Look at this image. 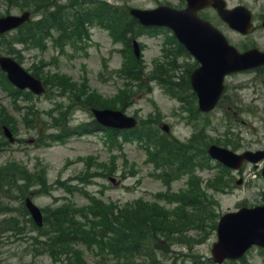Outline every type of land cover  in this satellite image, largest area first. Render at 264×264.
I'll return each mask as SVG.
<instances>
[{
  "label": "rangeland",
  "instance_id": "obj_1",
  "mask_svg": "<svg viewBox=\"0 0 264 264\" xmlns=\"http://www.w3.org/2000/svg\"><path fill=\"white\" fill-rule=\"evenodd\" d=\"M107 1L139 8L181 3L180 0ZM226 2L229 7L244 5L253 12L255 30L251 34L242 36L229 29L212 10H205L201 15L217 26L240 50L257 47L264 51V29L260 26L264 17V0ZM0 10L3 14L22 11L15 5L5 4H0ZM88 31L89 37L78 49L65 47L59 50L48 44L37 48L24 46L19 50L20 57L16 58L25 69L38 74L46 82L47 93L33 95L26 100L20 94L13 96L11 88L0 84V112L7 114L6 125L13 137L11 142L0 132V167L23 176L25 174L33 181L41 175L46 187L49 184L48 194L42 192L46 187H31L24 191V197L30 196L42 208L67 201L86 206L88 199L85 194L76 190L81 189L102 199L108 206L131 207L138 201L151 204L155 210L174 220L178 215L176 212L182 210L178 200L188 198L198 187L199 192H204L209 198L203 197V200L208 202L212 215L206 217L207 222L202 227L193 231L187 229V234L193 239L189 241L192 246L171 245V240H168L161 242L159 247L162 252L169 250L163 255L161 264H205L216 240L212 224L219 216L240 206L264 204L261 174L264 161L258 165L246 164L242 172L232 171L230 180L226 181L227 187L218 189L220 183L216 182L220 170L217 168L170 181L162 180L160 171L155 169L154 162L149 158L146 143L134 139L129 133L117 131L109 136L106 131L97 129L50 144L44 141L60 129L56 123L64 118V114L58 112L59 109H65L66 121L70 125L93 120L88 100L93 96L97 104L122 110L143 120L144 126L161 128L166 123L169 125L168 137L185 140L192 134L202 135L203 139L192 137L190 144L195 141L204 147L217 144L239 153L264 150V67L229 75L223 99L216 109L195 114L191 105L185 106L178 98L167 94L154 79H146L145 91L132 82L124 83L122 75L117 72L123 64L130 63L125 58L127 50L123 43L114 40L107 30L97 25L91 26ZM138 39L141 44L140 58L144 61L146 72L168 61L171 47L166 44V37L145 34ZM177 64L191 68L193 60L180 56ZM54 76L61 80L60 86L55 85ZM239 180L240 184L237 183ZM62 184L71 189L68 191L65 186L61 187ZM3 201L14 215L8 214L3 219L0 216V227L26 221V217L14 211L20 208V200ZM25 234L24 239L15 237L13 232H0V264H60L39 249L40 244L31 237L34 233L25 231ZM83 251H77L72 261L77 263L79 258L81 263H85L82 261L85 257L89 264H94L98 260L84 247ZM181 253L184 254L182 260L174 259ZM242 260L222 264H264V250L254 246ZM109 263L117 264L114 260H109Z\"/></svg>",
  "mask_w": 264,
  "mask_h": 264
},
{
  "label": "trees",
  "instance_id": "obj_2",
  "mask_svg": "<svg viewBox=\"0 0 264 264\" xmlns=\"http://www.w3.org/2000/svg\"><path fill=\"white\" fill-rule=\"evenodd\" d=\"M13 2L21 9L32 10L39 14L36 20H30L16 30L13 38L6 34L0 35V53L16 54V44H28L29 46H40L46 39L54 41L55 46L74 44L84 38L86 25L96 23L108 29L115 37L129 45L133 37L145 31H157L161 29H146L137 23L127 12L126 8L102 0H4ZM83 1V2H82ZM1 15V14H0ZM87 23V24H86ZM178 54V53H177ZM131 68L125 65L123 70L128 79L143 82L144 71L141 61L131 58ZM175 65L169 69H162L161 78L164 79L165 87L170 91L182 92L190 96L188 72L180 74L178 81H174ZM56 78L55 85H61V80ZM0 80L7 82L5 74L0 70ZM26 95L30 93L25 92ZM92 106H99L93 96L88 98ZM61 123H65V113ZM7 114L0 112V124H6ZM92 128H96L94 122ZM143 124V123H142ZM144 126L138 127L133 133L141 140L150 145L149 149L153 155L162 162L163 175L171 180L183 173L193 174L209 165L205 147L200 142L182 143L178 140H170L159 133L158 129L148 125L146 131L142 132ZM76 129L90 130L85 128L67 129L64 134L72 133ZM146 129V128H145ZM150 132V133H149ZM142 135V136H141ZM151 135V136H150ZM203 139L202 137H200ZM38 179L29 180L24 174H16L11 171L0 170V199L9 198L13 190L24 192L25 184H45L41 175ZM35 178V177H34ZM29 180V182H27ZM21 185V186H19ZM188 198L182 197L179 202L181 212L174 220H170L163 213L155 210L151 204L141 201L131 207H109L108 205L93 200L88 206L75 207L68 203L63 207L49 208L47 211V224L50 225L49 232L44 235L48 241L51 254L65 255L69 258L75 244H85L87 247L95 243L98 249H106L109 257L123 260L124 264H135L138 259L140 264H146V260L155 261L156 252L154 244L162 239H172L173 242L185 243L189 241L187 229L199 228L207 222L208 216L212 215L208 208V202L203 192L192 191ZM192 197V198H191ZM115 210L113 211V209ZM158 208H160L158 206ZM0 209L3 210L2 207ZM161 209V208H160ZM81 215L77 219L75 215ZM33 226V224H32ZM215 227V222L212 228ZM54 252H53V251ZM84 264L78 259L77 263Z\"/></svg>",
  "mask_w": 264,
  "mask_h": 264
},
{
  "label": "water",
  "instance_id": "obj_3",
  "mask_svg": "<svg viewBox=\"0 0 264 264\" xmlns=\"http://www.w3.org/2000/svg\"><path fill=\"white\" fill-rule=\"evenodd\" d=\"M183 10L168 6L155 9H130V13L144 25H164L172 28L177 38L197 58L200 66L191 74V84L199 98L202 111L212 109L223 90V77L231 71L243 70L264 63V52L251 49L243 53L231 46L223 34L209 22L200 19L196 11L210 2L217 8L221 17L231 28L246 34L251 31V13L243 6L226 9L223 0H187ZM29 13L20 16L7 15L0 18V33L17 27L28 19ZM264 27V20L262 22ZM135 54L139 48L134 42ZM0 66L7 72L8 78L19 88L29 87L36 93L43 92L41 82L27 73L13 58L0 56ZM98 120L114 127H132L135 120L120 111L94 110ZM4 131L10 137L6 127ZM208 152L225 165L236 168L244 159L256 162L264 158V151L245 152L237 155L229 150L212 145ZM264 175V168H263ZM30 212L38 224L42 218L39 209L26 200ZM218 241L213 244L214 260L221 262L224 258H237L243 255L252 244L264 247V206L242 207L236 212L221 216L217 226Z\"/></svg>",
  "mask_w": 264,
  "mask_h": 264
}]
</instances>
